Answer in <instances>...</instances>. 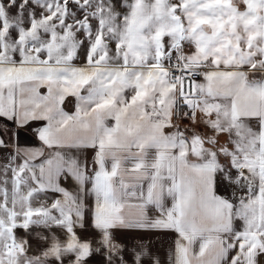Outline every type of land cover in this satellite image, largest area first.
Listing matches in <instances>:
<instances>
[{"label": "snow or ice", "instance_id": "obj_1", "mask_svg": "<svg viewBox=\"0 0 264 264\" xmlns=\"http://www.w3.org/2000/svg\"><path fill=\"white\" fill-rule=\"evenodd\" d=\"M0 264H264V0H0Z\"/></svg>", "mask_w": 264, "mask_h": 264}, {"label": "rangeland", "instance_id": "obj_2", "mask_svg": "<svg viewBox=\"0 0 264 264\" xmlns=\"http://www.w3.org/2000/svg\"><path fill=\"white\" fill-rule=\"evenodd\" d=\"M26 142H30V141H26Z\"/></svg>", "mask_w": 264, "mask_h": 264}]
</instances>
